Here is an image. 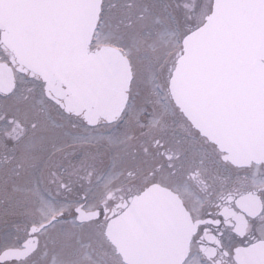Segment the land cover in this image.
Instances as JSON below:
<instances>
[{
  "label": "snow or ice",
  "instance_id": "obj_1",
  "mask_svg": "<svg viewBox=\"0 0 264 264\" xmlns=\"http://www.w3.org/2000/svg\"><path fill=\"white\" fill-rule=\"evenodd\" d=\"M0 264H264V0H0Z\"/></svg>",
  "mask_w": 264,
  "mask_h": 264
}]
</instances>
